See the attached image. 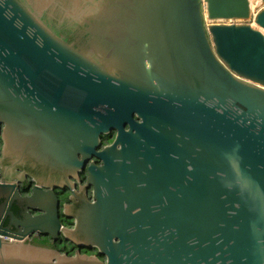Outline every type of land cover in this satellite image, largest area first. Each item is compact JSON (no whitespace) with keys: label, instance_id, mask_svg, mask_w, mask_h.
<instances>
[{"label":"water","instance_id":"obj_1","mask_svg":"<svg viewBox=\"0 0 264 264\" xmlns=\"http://www.w3.org/2000/svg\"><path fill=\"white\" fill-rule=\"evenodd\" d=\"M256 2L0 0V264H264Z\"/></svg>","mask_w":264,"mask_h":264},{"label":"flooded vegetation","instance_id":"obj_2","mask_svg":"<svg viewBox=\"0 0 264 264\" xmlns=\"http://www.w3.org/2000/svg\"><path fill=\"white\" fill-rule=\"evenodd\" d=\"M113 140V137L111 138L109 136V139L106 140L105 137L103 138V144L110 143ZM81 179L85 178V173H82L80 176ZM33 182L27 178L23 179V181H19L15 185L9 188V195L10 198L6 201H0V231H5L8 235L12 237L20 236L21 235V228L18 227L13 221L11 222L10 220V215L7 214L8 211H11L13 214L11 215V218L14 221L20 220L19 218L23 216V213L26 211V204L29 202L25 201L23 199L24 197L28 196L31 194V189H32ZM90 190L91 188L88 189V196L90 197ZM67 196L63 197V199L60 201V206H59V211L61 212V207L62 204L67 201ZM14 200L11 205L10 202ZM31 213H37L35 209L29 208ZM59 212V214H60ZM6 217V218H5ZM61 223L66 226H71L72 225V220H68L60 216ZM27 241L32 242L37 245H42V246H47L49 248H55L60 250L63 253L66 254H72L74 253L75 250H77L79 247L69 244V243H61L60 239L58 240H53L49 238L48 236L42 235L38 232H33L30 235L25 236ZM81 253H87V254H96L95 249H89L86 247H81L80 249Z\"/></svg>","mask_w":264,"mask_h":264},{"label":"trees","instance_id":"obj_3","mask_svg":"<svg viewBox=\"0 0 264 264\" xmlns=\"http://www.w3.org/2000/svg\"><path fill=\"white\" fill-rule=\"evenodd\" d=\"M105 139H106V140H108V139H109V137L105 136Z\"/></svg>","mask_w":264,"mask_h":264},{"label":"bare ground","instance_id":"obj_4","mask_svg":"<svg viewBox=\"0 0 264 264\" xmlns=\"http://www.w3.org/2000/svg\"><path fill=\"white\" fill-rule=\"evenodd\" d=\"M256 3H258V0H257V2H256ZM251 6H252V7H254V5H253V4H251Z\"/></svg>","mask_w":264,"mask_h":264},{"label":"rangeland","instance_id":"obj_5","mask_svg":"<svg viewBox=\"0 0 264 264\" xmlns=\"http://www.w3.org/2000/svg\"><path fill=\"white\" fill-rule=\"evenodd\" d=\"M253 9H255V8L253 7Z\"/></svg>","mask_w":264,"mask_h":264}]
</instances>
